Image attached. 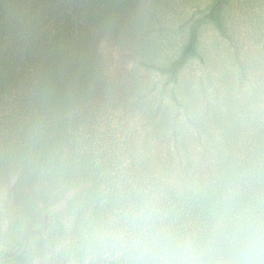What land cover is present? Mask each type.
Listing matches in <instances>:
<instances>
[{"label":"trees","instance_id":"16d2710c","mask_svg":"<svg viewBox=\"0 0 264 264\" xmlns=\"http://www.w3.org/2000/svg\"><path fill=\"white\" fill-rule=\"evenodd\" d=\"M135 1L0 0V233L24 246L21 264H132L96 237L141 201L196 231L235 204L264 209L256 99L213 116L199 146L184 143L180 129L170 150L158 147L166 132L158 104L143 107L134 88L121 97L101 44ZM224 2L191 22L176 60L146 67L176 86L179 71L200 58L199 28L211 23L225 36Z\"/></svg>","mask_w":264,"mask_h":264},{"label":"rangeland","instance_id":"374dc122","mask_svg":"<svg viewBox=\"0 0 264 264\" xmlns=\"http://www.w3.org/2000/svg\"><path fill=\"white\" fill-rule=\"evenodd\" d=\"M212 1H135L111 25L106 40L103 38L109 77L122 84L121 97L132 96L134 88L143 107L158 104V117H162L166 131L158 147L172 150L173 135L180 129L186 136L184 143L199 146L207 140L200 136L202 128L213 116L239 113L242 104L254 99L264 106V0H225L221 10L225 36H220L211 23L199 28L200 58L190 59L179 71L176 86L146 67L176 60L187 42L191 22L206 14ZM171 92L184 103L182 107L173 103ZM249 109L257 111L258 106ZM10 239L0 233V264H21L18 257L24 246ZM38 263L65 264L52 259Z\"/></svg>","mask_w":264,"mask_h":264},{"label":"clouds","instance_id":"9594fccd","mask_svg":"<svg viewBox=\"0 0 264 264\" xmlns=\"http://www.w3.org/2000/svg\"><path fill=\"white\" fill-rule=\"evenodd\" d=\"M97 241L132 264H264V209L235 204L203 231L176 226L155 202L124 210Z\"/></svg>","mask_w":264,"mask_h":264}]
</instances>
